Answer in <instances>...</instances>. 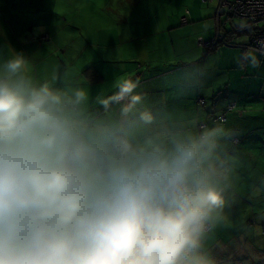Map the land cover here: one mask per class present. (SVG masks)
I'll return each mask as SVG.
<instances>
[{"label":"clouds","instance_id":"1","mask_svg":"<svg viewBox=\"0 0 264 264\" xmlns=\"http://www.w3.org/2000/svg\"><path fill=\"white\" fill-rule=\"evenodd\" d=\"M27 64L18 51L0 63V264H217L226 122L173 123L139 81L93 98Z\"/></svg>","mask_w":264,"mask_h":264},{"label":"crops","instance_id":"2","mask_svg":"<svg viewBox=\"0 0 264 264\" xmlns=\"http://www.w3.org/2000/svg\"><path fill=\"white\" fill-rule=\"evenodd\" d=\"M102 1L0 0V63L14 51L23 52L35 80L59 83L51 78L64 76L88 87L93 98L102 94L111 99L118 83L139 81L146 106L177 124L211 123L225 113L234 135L224 146L229 197L264 222V74L249 72L256 54L245 48L249 33H228L230 44L205 51L197 38H212L215 2L118 1L111 9L119 16L113 24ZM242 22L233 18L227 26ZM261 65L264 59L257 67ZM253 86L260 90H251ZM229 100L236 106L224 111ZM89 110L105 115L95 103ZM232 203L226 209L229 223L211 242L217 264H264V245L258 242L264 234L256 227L248 232L253 218L247 226L236 220L234 227Z\"/></svg>","mask_w":264,"mask_h":264},{"label":"built area","instance_id":"3","mask_svg":"<svg viewBox=\"0 0 264 264\" xmlns=\"http://www.w3.org/2000/svg\"><path fill=\"white\" fill-rule=\"evenodd\" d=\"M206 1V0H203ZM224 16L223 25L231 17H238L244 20V24L240 26L241 31L249 33V42L245 48L254 50L261 55H264V0H217V7L213 15L214 19V35L210 40L198 38L197 43L205 49H212L218 43H225V35L222 30L220 17ZM182 22H186V18H182ZM47 38V35L41 39ZM199 104H204L202 97L197 98ZM264 104V99H262ZM234 102H229L226 106V111L235 107ZM212 121L226 120L225 113H221L211 119ZM200 123H206L200 122ZM237 139H234L236 142Z\"/></svg>","mask_w":264,"mask_h":264},{"label":"rangeland","instance_id":"4","mask_svg":"<svg viewBox=\"0 0 264 264\" xmlns=\"http://www.w3.org/2000/svg\"><path fill=\"white\" fill-rule=\"evenodd\" d=\"M119 2H122L123 3V0H103L102 3H101V7L103 8V11L109 15V17H111L113 19V24L114 23H117L116 20L118 19L119 16L114 15V13H112V10L113 8L116 7L117 3ZM188 1V0H187ZM191 1V0H190ZM202 3H212V2H215L217 4V0H206V1H203V0H200ZM207 5V4H205ZM217 7V6H216ZM188 15V9H185V16L187 17ZM107 17V18H109ZM224 18V16H222V19ZM236 19V18H234ZM108 21V19H106ZM212 20H213V24H214V19H213V16H212ZM230 22V21H229ZM183 24V22H181ZM215 26V25H214ZM214 35V33H213ZM213 37V36H212ZM202 38V37H201ZM211 39V38H210ZM206 40V39H205ZM249 42V40H248ZM254 59H255V65L253 66V68H250L249 69V72H253V71H259L261 74H264V65H261L259 67H257V64L259 63V60L261 59H264V56H262L260 53L256 52V54L254 53ZM257 58V59H256ZM253 70V71H251ZM251 90H255V91H259L260 88L258 86H253L251 87ZM230 101V100H229ZM262 101V100H261ZM202 105V104H201ZM212 121V120H211ZM240 194V193H239ZM244 200V198H243ZM242 201V200H241ZM233 204V207H232V210L234 212V216L232 217V224L234 227H236L238 224H235L236 220H243L244 224L247 226L248 223L246 224V222H248L250 219H252L251 221L254 220V223H250V226H247L248 227V232H250L251 234V231L254 230L257 228L259 230V232L261 231L262 234H264V222L261 221V218H258L257 216H255L253 214V211H251V209H248L245 205L237 202L234 200V202L232 203ZM258 208L259 207H254L253 210L255 212L258 211ZM245 212V214H244ZM255 218V219H254ZM234 221V222H233ZM250 221V222H251ZM254 228H253V227ZM256 227V228H255ZM258 242L262 245H264V238H260L258 240Z\"/></svg>","mask_w":264,"mask_h":264},{"label":"trees","instance_id":"5","mask_svg":"<svg viewBox=\"0 0 264 264\" xmlns=\"http://www.w3.org/2000/svg\"><path fill=\"white\" fill-rule=\"evenodd\" d=\"M216 10V9H215ZM187 18V17H186ZM233 18H238V17H231L228 21H226V23L223 25L222 23L225 21L224 20V18L222 19V16L220 17V20H221V25H222V30H221V32H223V34L225 35V43H218V44H216L215 45V47L217 46V45H223V44H230V41L228 40V38H227V34L228 33H232V32H241V30H240V26H242V24H244V20L243 19H241L243 22L241 23V24H239V25H232V27L229 29L228 28V26H227V23L229 22V21H231ZM199 38V37H198ZM198 38H197V40H198ZM198 44V43H197ZM213 49V48H212ZM212 49H205L204 48V50L205 51H209V50H212ZM262 99H264V98H262ZM261 99V100H262ZM231 102V101H230ZM228 104V103H227ZM227 106V105H226ZM226 106H225V108H224V111H226Z\"/></svg>","mask_w":264,"mask_h":264}]
</instances>
